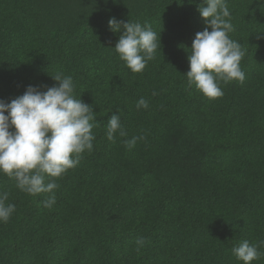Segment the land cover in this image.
Instances as JSON below:
<instances>
[{
	"label": "trees",
	"instance_id": "16d2710c",
	"mask_svg": "<svg viewBox=\"0 0 264 264\" xmlns=\"http://www.w3.org/2000/svg\"><path fill=\"white\" fill-rule=\"evenodd\" d=\"M202 2L0 0V100L29 85L46 91L63 73L96 117L93 150L55 178L53 208L0 174L16 206L0 223V264H243L232 249L264 241V7L227 0L245 80L221 81L213 100L184 76L187 49L206 26ZM112 17L161 36L142 73L115 52ZM140 98L147 109L137 110ZM114 113L127 135L112 142ZM134 136L145 139L128 149Z\"/></svg>",
	"mask_w": 264,
	"mask_h": 264
},
{
	"label": "clouds",
	"instance_id": "9594fccd",
	"mask_svg": "<svg viewBox=\"0 0 264 264\" xmlns=\"http://www.w3.org/2000/svg\"><path fill=\"white\" fill-rule=\"evenodd\" d=\"M256 2L264 7V0ZM197 10L206 26L196 33L191 49H187L189 71L184 76L189 87L195 86L205 97L214 100L224 94L221 81L244 82L245 73L240 64L246 49L229 36L234 26L227 0H203ZM108 24L113 33L119 34L114 48L119 59L131 72L142 73L147 63L156 58L161 36L158 42L157 33L147 23L124 22L112 17ZM52 78L58 84L47 87L46 91L29 85L23 95L10 102L0 100V174L14 179L16 187L31 196L45 194L43 204L48 209L57 202L55 178L76 168L82 155L93 150L96 138L93 106L75 98L72 77L57 73ZM148 107L144 98L136 103L137 110ZM105 129L107 139L112 142L117 133L121 137L127 135L120 116L115 113ZM143 139L144 136H134L124 143L131 149ZM8 198L7 192H0V223H7L16 211L15 204L6 203ZM136 243L142 247L145 241L140 238ZM261 246L264 241L253 244L244 240L232 252L238 261L252 264L264 256Z\"/></svg>",
	"mask_w": 264,
	"mask_h": 264
}]
</instances>
